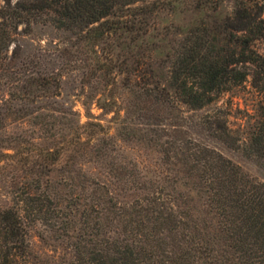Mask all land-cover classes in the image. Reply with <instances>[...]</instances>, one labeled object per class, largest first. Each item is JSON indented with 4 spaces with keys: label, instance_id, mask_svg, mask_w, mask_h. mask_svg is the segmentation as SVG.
Masks as SVG:
<instances>
[{
    "label": "trees",
    "instance_id": "trees-1",
    "mask_svg": "<svg viewBox=\"0 0 264 264\" xmlns=\"http://www.w3.org/2000/svg\"><path fill=\"white\" fill-rule=\"evenodd\" d=\"M173 1L3 0L0 171L8 167L10 174L0 179V189L11 203L0 204V264H264V181L165 122L181 104L203 107L248 80L260 98L246 135L228 126L220 108L207 122L223 143L264 160V54L255 45L264 38V0H234L230 14L191 25L162 55L165 64L139 82L146 125L123 126L120 137L153 152L149 159L115 163L114 135L96 137L109 126L80 123L73 111H40L36 101L58 95L59 79L18 60L17 36L33 23L98 38L129 23L147 24L142 16ZM221 1L194 5L215 9ZM81 161H96L111 173L88 175ZM34 221L71 256L55 260L34 251Z\"/></svg>",
    "mask_w": 264,
    "mask_h": 264
},
{
    "label": "rangeland",
    "instance_id": "rangeland-1",
    "mask_svg": "<svg viewBox=\"0 0 264 264\" xmlns=\"http://www.w3.org/2000/svg\"><path fill=\"white\" fill-rule=\"evenodd\" d=\"M2 4L3 0H0V7ZM233 6L234 0H222L215 9L195 7L194 0H174L155 8L146 18L142 16L141 20L146 19L147 24L135 22L131 26L129 23L128 28H117L98 38L83 37L76 31L56 27L49 22L33 23L30 31L17 36L18 60L33 61L35 69L53 73L60 82L58 95L38 99L35 106L40 111H54L56 114L73 111L74 118L80 123L91 119L109 126L108 134H97L96 137L108 139L107 135H114L111 145L115 150L110 153H116L115 163L123 158L149 159L153 152L147 155L141 143L120 137L123 126L139 128L146 125L145 116L138 110L136 91L139 82L151 79L149 70L157 63L165 64L160 61L162 55L177 43L181 33L203 19H221L232 12ZM255 45L264 54V38L257 40ZM13 46H10V51ZM259 98L260 94L247 80L203 107L190 108L181 104L172 112L174 117H167L165 122L177 123L178 135L214 147L264 181V160L226 145L211 134L207 122V118L220 108L228 126L244 137L246 124L252 120L250 117ZM108 159L109 156L102 160L106 162ZM81 166L91 176L104 177L109 171L106 172L96 161H81ZM9 171L4 167L0 171V179L7 177ZM70 173L74 174L73 171ZM9 203L10 197L0 189V204ZM29 238L32 248L38 253L54 255L55 260L71 256L69 248L51 237L39 221L31 224Z\"/></svg>",
    "mask_w": 264,
    "mask_h": 264
}]
</instances>
